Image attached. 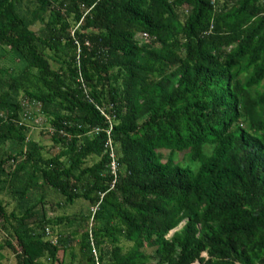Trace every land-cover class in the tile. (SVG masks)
<instances>
[{"label":"trees","instance_id":"16d2710c","mask_svg":"<svg viewBox=\"0 0 264 264\" xmlns=\"http://www.w3.org/2000/svg\"><path fill=\"white\" fill-rule=\"evenodd\" d=\"M1 230L0 264H264V0H0Z\"/></svg>","mask_w":264,"mask_h":264},{"label":"rangeland","instance_id":"374dc122","mask_svg":"<svg viewBox=\"0 0 264 264\" xmlns=\"http://www.w3.org/2000/svg\"><path fill=\"white\" fill-rule=\"evenodd\" d=\"M40 27L38 23L33 25V29L37 30V28ZM22 122L27 124L29 126V134L28 136L30 139H34L39 144H41L43 147H45V150H48L52 146V140L50 138V135L46 132L50 128V124L48 120L39 112V105L35 102L31 103H25L24 104V112L22 116ZM6 148L8 152H18L17 147L14 145H6ZM14 149V150H12ZM58 149V148H56ZM204 149L206 152L211 151L210 146L208 144L204 145ZM16 150V151H15ZM160 153L162 155L163 161L167 159V156L169 154L168 150H160ZM173 157L175 161L179 162L183 166H190L193 170L197 169L198 162H193L190 158V151L185 150L182 152H176L173 154ZM22 158L19 157L18 160H21ZM98 157H89L86 159V165H91L92 163L98 161ZM44 192L45 200H46V212L51 218H55L56 216H66V215H73L74 213L84 212L85 214L88 211V204L85 200L79 199L74 201L73 204H64L62 207H58L56 204L59 201H62V197L55 193L52 189L49 187H44L42 189ZM39 194V192H37ZM1 200L7 204V209L10 210L13 206L11 199L9 196L5 194H1ZM9 202V203H8ZM59 231H67V227L63 225H55L53 234L56 235ZM7 232L0 231V239L3 237H6ZM56 238V237H55ZM55 238H52L54 240ZM78 241V240H77ZM77 241L73 243V245H76ZM120 243L124 246L125 249L130 247L131 243L127 242L123 238H120ZM143 252L148 256L151 257L153 253L152 248H143ZM5 259L3 261V264H15L14 263V257L10 250L5 249L3 252ZM204 256H206L205 253H203ZM45 262V261H44Z\"/></svg>","mask_w":264,"mask_h":264},{"label":"built area","instance_id":"2783aa9c","mask_svg":"<svg viewBox=\"0 0 264 264\" xmlns=\"http://www.w3.org/2000/svg\"><path fill=\"white\" fill-rule=\"evenodd\" d=\"M144 39H149L150 37L146 34H143ZM80 81V83L82 84V88L84 89L85 92H87V89L85 87V85L83 84L82 78L79 77L78 79ZM97 108L100 110V112L102 113V115H104V117L106 118L107 122H108V129L106 130V142H105V149L106 151L109 153V156L111 158L110 161V172L113 176V180H112V184L115 183L116 179H117V164H116V153H115V149L113 146V142L111 139V129H112V115H110L108 112L105 111V109L103 107H99L97 106ZM54 240H52V242H54ZM192 264H201L199 261H195Z\"/></svg>","mask_w":264,"mask_h":264},{"label":"water","instance_id":"95a60500","mask_svg":"<svg viewBox=\"0 0 264 264\" xmlns=\"http://www.w3.org/2000/svg\"><path fill=\"white\" fill-rule=\"evenodd\" d=\"M176 229L172 230L171 233H173Z\"/></svg>","mask_w":264,"mask_h":264}]
</instances>
